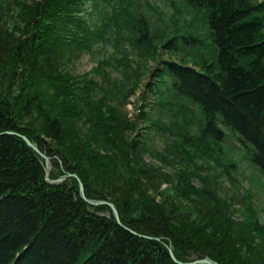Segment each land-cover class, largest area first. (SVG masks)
I'll return each mask as SVG.
<instances>
[{"label": "trees", "instance_id": "1", "mask_svg": "<svg viewBox=\"0 0 264 264\" xmlns=\"http://www.w3.org/2000/svg\"><path fill=\"white\" fill-rule=\"evenodd\" d=\"M161 1L193 22L183 31L153 28L145 6L164 14L147 0L0 3V264H175L169 250L180 262L198 254L264 264L253 195L234 193L236 166L221 147L235 135L264 177V1ZM207 48L216 60L205 57ZM98 53L90 72L67 70L74 58ZM150 60L157 68L132 122L119 105ZM14 114L27 121L16 126L28 137L48 138L37 147L63 164L49 179L64 169L77 174L85 197L112 204L120 224L98 216L111 211L87 205L76 183L46 184L42 160L5 134L1 116ZM137 147L152 153L149 166Z\"/></svg>", "mask_w": 264, "mask_h": 264}, {"label": "rangeland", "instance_id": "2", "mask_svg": "<svg viewBox=\"0 0 264 264\" xmlns=\"http://www.w3.org/2000/svg\"><path fill=\"white\" fill-rule=\"evenodd\" d=\"M19 1H31V0H0V3L9 2L10 4L13 2H19ZM33 1H39V0H33ZM148 4L151 7L159 9L160 13H163L164 15L160 17L159 15L155 14L152 11H149L148 8L145 6L149 20L151 21L153 28H158L160 30H178L183 31V26H189L187 23H192L193 19L183 8H172L167 6L165 3H163L161 0H147ZM171 20V21H170ZM184 23V24H182ZM186 23V24H185ZM199 25H195L193 29L195 28L197 31L199 28ZM192 29V32L194 30ZM202 51V50H201ZM107 54L112 53V48L107 47ZM203 53H210V48H207ZM96 56H89V55H81L79 58H74L67 66V70H69L71 73H73L75 76L82 75L84 73L90 72L96 65V61L99 59V57L103 56L104 54L100 53L95 54ZM103 58V57H101ZM100 58V59H101ZM164 60L171 59L173 61H179L177 57H170L169 55H165L162 57ZM157 65L153 61H148L147 63L142 64L140 67V72H142L141 82L136 88L133 95H131L128 100L127 104L124 105V108L122 109L123 113L126 114V117L129 119V121L134 122V117L137 113V110L139 109V104L142 102V99L145 97V84L150 81L152 78L150 76V73L152 70L156 69ZM132 93V92H131ZM148 95V94H147ZM114 99V98H112ZM145 99V98H144ZM116 103V100H113ZM153 98L149 97L148 102L152 103ZM120 103V102H119ZM124 114V115H125ZM140 125V123H139ZM153 136V137H152ZM147 137L152 138L153 145L155 147L161 148L164 147V139L161 137H156L154 135H148ZM167 146L171 144L170 140H166ZM225 154L228 156V151L233 153V161L236 163V168L231 171L233 178H235L236 187L235 189H238L237 192H240V195H243L244 192H249L253 195L254 204L259 207V209L264 210V178L261 175H258L255 170H251V167L244 161L245 153L243 152V149L241 146L239 147V143L234 139H231L228 137L225 143H223ZM241 145V144H240ZM162 147V148H163ZM161 148V149H162ZM160 150V149H158ZM235 153H234V152ZM159 152V151H158ZM166 154V151H160L159 153ZM231 155V154H230ZM232 157V156H231ZM49 159V157H48ZM51 159V158H50ZM53 159V158H52ZM235 159V160H234ZM54 160V159H53ZM52 160V161H53ZM234 171V173H233ZM50 175V174H49ZM222 179H220L219 182H221ZM230 187L226 182H223L222 190L223 191H229ZM236 222H240V214L236 213V215L232 218ZM262 222L264 223V213L262 216ZM211 264H216L214 261L212 262L209 260Z\"/></svg>", "mask_w": 264, "mask_h": 264}, {"label": "bare ground", "instance_id": "3", "mask_svg": "<svg viewBox=\"0 0 264 264\" xmlns=\"http://www.w3.org/2000/svg\"><path fill=\"white\" fill-rule=\"evenodd\" d=\"M264 0H259V2L261 3V2H263ZM200 18H198V20H199ZM195 23L197 24V25H199L201 22L200 21H195ZM194 23V25H196ZM206 42H204L203 43V45L202 46H200V47H204V45H207V44H205ZM93 49H95V48H93ZM205 54V57L206 58H208V60L209 61H212V60H216L217 58H218V56L216 55V54H214V55H211V53H208V54H206V53H204ZM188 67V66H187ZM191 70H193L194 72H197V69H191ZM4 88L5 87V84L4 83H0V88ZM6 88H8V85H6ZM14 95H18V93L17 92H14ZM143 100V99H142ZM148 100V99H147ZM143 101L139 104V109L140 108H142V105H143ZM66 105H69V104H66ZM141 106V107H140ZM70 110L71 109H75L74 107H72V108H69ZM148 109L147 108H144L143 109V111H147ZM73 111V110H72ZM139 111H141V110H137V113H139ZM136 113V114H137ZM2 118H7V119H3L2 120V127L4 128V129H7L8 131H6L5 132V134L6 135H8V136H15L16 138H17V140H20L27 148H29V149H34V148H37V152L38 153H41L40 155H38L37 154V152L36 151H34V150H32L33 151V153L34 154H36L41 160H42V163H43V170H44V179H45V182H46V184H48L50 187H56V186H63V185H65V184H69V182H74V183H76L77 184V188H78V190H79V188H82V190L84 191V184L82 183V180H81V178L80 177H78V175L77 174H73V173H68L67 172V170H63L64 172H66L65 173V175H60L59 176V178H57V179H54V180H51V179H49V174L52 172L53 174L55 173L56 175H57V173H59V171H60V167L61 166H63V164H61V162H56V161H54L51 157H49V159H48V156L45 154V153H42L40 150H39V148L37 147V142H38V140H41V139H48V138H46V137H37V136H35V138L33 139V137L32 136H27L25 133H24V131H23V128H24V125H25V123L27 122V121H21L20 122V120H17V115L16 114H14V115H11V117L9 116V117H7V116H1ZM165 118V117H164ZM11 120H14V121H11ZM32 120H34V119H32ZM12 122H15V126L14 125H11V126H5V123L6 124H10V123H12ZM20 122V123H19ZM16 124L18 125V126H20V127H23V128H20V127H18V126H16ZM15 127V128H14ZM14 129V131H9V130H11V129ZM16 131V132H15ZM139 131V133H141V134H144L145 132L143 131V130H138ZM29 133H31L30 131H28ZM234 134H236V133H234ZM33 135V134H32ZM233 137H232V139L235 137V135H233V134H231ZM149 142L151 143L152 142V140H149ZM237 142H239V140H237ZM225 143V142H224ZM28 145H32V146H34V147H30V146H28ZM36 145V146H35ZM224 144L222 143L221 144V147H223V149H224V146H223ZM163 147V146H162ZM161 147V148H162ZM164 147H166L165 145H164ZM163 147V148H164ZM161 148H157V149H160L161 150ZM136 149H138L139 150V152H137V155L139 156V157H141V159H142V162L146 165V166H149L148 164H150L149 162H153L151 159H152V153L150 152V151H147L146 149V147H143V148H139V147H137ZM129 151V155L131 156V157H133V154H135V152H132L131 150H128ZM190 151H193V149L191 148V150ZM234 152V151H233ZM126 154H127V152H125ZM228 156L229 157H226L227 159H230V160H233L232 158H233V153L232 152H229L228 151ZM235 153V152H234ZM231 154V155H230ZM40 156H45V158H46V160H44V159H42ZM227 156V155H226ZM232 156V157H231ZM51 158V159H50ZM130 158V157H129ZM53 160V161H52ZM235 160V159H234ZM244 161H246V163L251 167V164L244 158ZM234 164H235V166H236V163H235V161H234ZM57 166H58V169H57ZM251 170H254V168L253 167H251ZM62 172V171H61ZM234 173V172H233ZM46 174H47V176H46ZM264 178V177H263ZM66 182H68V183H66ZM234 184H238V183H234ZM233 189V191H234V193H236V194H238L239 196H240V192H237V190L238 189H235V187H233L232 188ZM83 194H84V197H85V193L83 192ZM79 196H80V193H79ZM81 198V197H80ZM86 198V197H85ZM87 199V198H86ZM82 200V199H81ZM88 200V199H87ZM83 201V200H82ZM92 201V200H91ZM94 202V201H93ZM96 202H99V201H96ZM100 202H104V203H109V202H107V201H100ZM86 203V202H85ZM234 203H235V205H234V207L235 208H233V209H235V211L238 209V206H240V202H238V201H235L234 200ZM110 204V203H109ZM238 205V206H237ZM90 206V205H89ZM92 207H107L106 205H102V206H92ZM256 209L258 210V214L260 215V219H261V224H262V226H264V223L262 222V216H263V213H264V210H262L261 211V209H259V207L256 205ZM107 208H109V207H107ZM115 208V207H114ZM110 209V208H109ZM116 210V209H115ZM111 211V210H110ZM238 211V210H237ZM116 212H117V210H116ZM262 212V213H261ZM111 214H103V213H100V214H98V216H100V217H103V218H109V216H112V218H113V220L116 222V223H118V224H120V219H119V216H118V213H117V215H116V217L113 215V213H112V211L110 212ZM238 214H241V211L239 212L238 211ZM170 254H172V257H171V255ZM168 255H169V257H170V259L175 263V264H195V262H197V261H202V260H205V259H207L208 261L210 260L209 258H207V257H201L200 255H198V254H196V255H194L193 257H191L192 259H189V262H180V261H177L176 260V258L174 257V255H173V252H172V250H169L168 251ZM212 261V260H211ZM213 262V261H212ZM216 263V262H215ZM197 264V263H196ZM216 264H218V263H216Z\"/></svg>", "mask_w": 264, "mask_h": 264}, {"label": "water", "instance_id": "4", "mask_svg": "<svg viewBox=\"0 0 264 264\" xmlns=\"http://www.w3.org/2000/svg\"><path fill=\"white\" fill-rule=\"evenodd\" d=\"M28 146H30V147H34V146H32V145H28ZM36 146V145H35ZM32 150H34V151H36L37 152V148H34V149H32ZM37 154L38 155H40L41 153H38L37 152ZM42 159H44V160H46V158H45V156H40ZM46 176H47V174H46ZM83 190H82V188H79V193H80V197H81V199L84 201V202H86V204L87 205H90V206H102V205H106L107 207H109L110 208V210L112 211V213H113V215L116 217V215H117V212H116V210H115V208H114V206L112 205V204H109V203H104V202H96V201H90V200H87L85 197H84V194H83ZM171 255V257H172V254H170ZM211 264L207 259H205V260H202V261H197V262H195V264Z\"/></svg>", "mask_w": 264, "mask_h": 264}]
</instances>
